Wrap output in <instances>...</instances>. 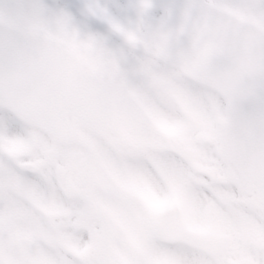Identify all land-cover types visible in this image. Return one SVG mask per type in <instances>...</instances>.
Returning <instances> with one entry per match:
<instances>
[{
  "label": "snow or ice",
  "instance_id": "snow-or-ice-1",
  "mask_svg": "<svg viewBox=\"0 0 264 264\" xmlns=\"http://www.w3.org/2000/svg\"><path fill=\"white\" fill-rule=\"evenodd\" d=\"M0 264H264V0H0Z\"/></svg>",
  "mask_w": 264,
  "mask_h": 264
}]
</instances>
